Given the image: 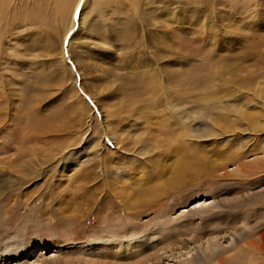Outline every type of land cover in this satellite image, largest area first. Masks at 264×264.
Returning <instances> with one entry per match:
<instances>
[{
  "label": "rangeland",
  "instance_id": "1",
  "mask_svg": "<svg viewBox=\"0 0 264 264\" xmlns=\"http://www.w3.org/2000/svg\"><path fill=\"white\" fill-rule=\"evenodd\" d=\"M62 1L10 3L0 264H264V0Z\"/></svg>",
  "mask_w": 264,
  "mask_h": 264
},
{
  "label": "bare ground",
  "instance_id": "2",
  "mask_svg": "<svg viewBox=\"0 0 264 264\" xmlns=\"http://www.w3.org/2000/svg\"><path fill=\"white\" fill-rule=\"evenodd\" d=\"M26 1H28V0H0V64L2 63V60H3V57H4V55H5V52L7 51V46L5 45L7 42L5 41V39H6V36H7V33H8V31H9V22H10V20L12 19L10 16H9V14H11L10 13V3H13L14 2V5H18L19 6V9H20V7H23V4H24V2L26 3ZM30 1V0H29ZM70 1V0H69ZM68 1V2H69ZM119 3L122 1V5H123V3H124V5H123V7L125 8V9H127V10H129L132 14H133V16L134 17H136L137 15H138V17H140V15L141 16H143V17H145V19L147 18V20L145 21L146 23H147V25H151V26H153V25H156V19H157V12H158V8L156 7V5L158 4V2L159 1H157V0H132V2H130V1H128V0H117ZM63 3L64 2H66V0H63L62 1ZM61 2V3H62ZM164 1H162V3H163ZM60 3V4H61ZM62 3V4H63ZM71 3V2H70ZM69 3V4H70ZM86 3H87V1L86 0H74L73 2H72V5H71V7L69 8L68 6L69 5H65L64 7H63V5H62V8L63 9H61V13L63 12V14H65L66 16L67 15H69V20H70V25H69V27H68V32H67V30H66V33H65V35L63 36V38H62V41H61V44H62V42L63 41H66L67 40V45L69 44H71V42H73V40H74V37H76V35L77 34H80V31L82 30V28H83V22H82V18L83 17H81V10H83L84 8L83 7H85V5H86ZM58 4H59V0H58ZM66 4H68V3H66ZM166 3H163L162 4V10L164 9L165 10V8H166ZM17 6V7H18ZM58 6H60V5H58ZM57 6V7H58ZM128 6H129V8H128ZM13 7V6H12ZM25 7H26V4H25ZM14 8H15V6H14ZM65 8V9H64ZM18 9V10H19ZM77 9H78V16H76V13H77ZM122 9V8H121ZM21 10V13H19V15L18 16H16L17 18H16V20L18 19V18H23V20L24 19H27V21L29 20V15H30V13H28V11L25 9V8H21L20 9ZM63 10V11H62ZM161 10V11H162ZM57 11V10H56ZM65 12V13H64ZM131 13H130V15H131ZM164 13V12H163ZM164 15V14H163ZM64 16V15H63ZM76 17V19L75 20H77V23H78V25H77V28H76V30L74 31L73 30V28H72V25H73V23H72V21H73V18H75ZM142 17V18H143ZM159 17V16H158ZM165 18V17H164ZM158 20V19H157ZM23 22V21H22ZM124 24V23H123ZM13 25V24H12ZM81 29V30H80ZM115 30V29H114ZM125 31V30H124ZM12 32V31H11ZM117 32V31H116ZM152 32V31H151ZM151 32H150V35H151ZM68 33V34H67ZM126 33H128V31L126 32ZM129 34V33H128ZM151 38H152V40L150 41L151 42V47L154 49V47L156 46V45H158L159 43H164V41H163V36L161 35V34H155V35H153V37H152V35H151ZM150 38V39H151ZM128 39V38H127ZM6 42V43H5ZM147 42V41H146ZM154 45V46H153ZM151 47H149V48H151ZM147 48H148V46H147ZM68 49H69V47H68ZM66 50L67 51V55H69V56H65V54L63 53V48H62V46H61V61L63 62V64L69 59V57H70V54L68 53V51L69 50ZM152 50V49H151ZM150 50V52L152 53V55L153 56H155V52H152ZM7 54V53H6ZM159 54V53H158ZM7 56V55H6ZM79 54L77 55V53L74 55V61L76 62L77 61V64L78 63H80V60H79ZM157 56V55H156ZM68 57V58H67ZM159 57V56H158ZM133 62V61H132ZM77 64H76V72H77V75H78V77L79 76H81V74H80V72L77 70L78 68H77ZM138 65V64H137ZM156 65V64H155ZM134 67V66H133ZM64 68H65V70L67 69L65 66H64ZM80 68V67H79ZM161 69L163 68L162 67V64H161V67H160ZM164 69H165V67H164ZM163 70V69H162ZM256 96H260V93H257L256 94ZM99 113V112H98ZM242 114V113H241ZM102 118V117H101ZM102 120V119H101ZM103 124V123H102ZM104 128H105V135H106V137H108V135H111V134H109V132H108V129L105 127V125L103 126ZM111 132V131H110ZM25 138V137H24ZM28 138V137H27ZM108 140L110 141V138H108ZM259 223V222H258ZM262 223H264V222H262ZM261 224V223H260ZM254 228H255V226H253ZM259 234V239H260V243L258 244V248L261 250V252L262 251H264V230L263 229H261L260 230V232L258 233ZM144 241V240H143ZM182 242V241H181ZM252 242V241H251ZM250 242V243H251ZM132 244V243H131ZM144 243L142 242V243H140L139 245H143ZM206 244H207V242H206ZM138 245V244H137ZM137 245H127L128 247L126 248V249H131L132 247H136ZM208 245V244H207ZM210 246H215L214 244H209ZM5 247V246H4ZM93 248V247H92ZM173 248V247H172ZM175 248V247H174ZM90 249V248H89ZM96 249V248H95ZM94 250V249H93ZM132 251H133V249H132ZM117 252V251H116ZM14 253V251H9V249H3V248H0V256L1 257H6V256H9V254H13ZM93 253V252H92ZM99 253V252H98ZM98 253H97V255H98ZM128 253V252H127ZM156 253V252H155ZM114 254V253H113ZM118 254V253H117ZM14 255H15V253H14ZM101 255V254H100ZM126 255V254H125ZM126 257H127V255H126ZM89 259L90 260V258L87 256V257H85V259ZM125 258V257H124ZM124 258H123V260H124ZM6 259V258H5ZM112 259V258H111ZM92 260V259H91ZM1 261H2V258L0 259V263H1ZM105 261V260H104ZM112 261H114V260H112ZM111 261V262H112ZM117 261V260H116ZM119 261V260H118ZM127 261V260H126ZM129 261V260H128ZM148 261V260H147ZM150 261H151V259H150ZM78 262H80V261H78ZM77 262V263H78ZM106 262H107V260H106ZM125 262V261H124ZM132 262V261H131ZM98 263V262H97ZM96 263V264H97ZM100 263V262H99ZM108 263V262H107ZM31 264H40V261H32L31 262ZM83 264H85V263H83ZM112 264V263H111ZM119 264H120V262H119ZM127 264H128V262H127ZM129 264H131V263H129Z\"/></svg>",
  "mask_w": 264,
  "mask_h": 264
},
{
  "label": "snow or ice",
  "instance_id": "3",
  "mask_svg": "<svg viewBox=\"0 0 264 264\" xmlns=\"http://www.w3.org/2000/svg\"><path fill=\"white\" fill-rule=\"evenodd\" d=\"M190 194H191V193H190ZM185 198H186V197H185ZM202 200H208V201H210V200H211V197L200 196V197H198V198L192 200V201L190 202V204H189L188 206L185 207L184 210L187 211L188 208H190V207H195V208H198V209L201 208V207H207L206 204L202 205V204L200 203V201H202Z\"/></svg>",
  "mask_w": 264,
  "mask_h": 264
}]
</instances>
